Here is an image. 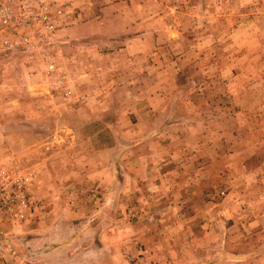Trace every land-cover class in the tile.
I'll list each match as a JSON object with an SVG mask.
<instances>
[{"label":"rangeland","instance_id":"374dc122","mask_svg":"<svg viewBox=\"0 0 264 264\" xmlns=\"http://www.w3.org/2000/svg\"><path fill=\"white\" fill-rule=\"evenodd\" d=\"M0 264H264V0H0Z\"/></svg>","mask_w":264,"mask_h":264}]
</instances>
